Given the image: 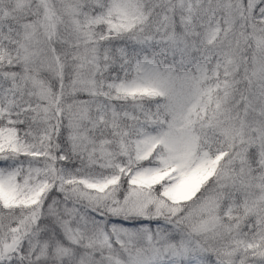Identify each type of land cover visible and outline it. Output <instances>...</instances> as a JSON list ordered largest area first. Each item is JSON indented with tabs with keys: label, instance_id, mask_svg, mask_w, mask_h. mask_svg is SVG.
Wrapping results in <instances>:
<instances>
[{
	"label": "snow or ice",
	"instance_id": "snow-or-ice-1",
	"mask_svg": "<svg viewBox=\"0 0 264 264\" xmlns=\"http://www.w3.org/2000/svg\"><path fill=\"white\" fill-rule=\"evenodd\" d=\"M0 264H264V0H0Z\"/></svg>",
	"mask_w": 264,
	"mask_h": 264
}]
</instances>
